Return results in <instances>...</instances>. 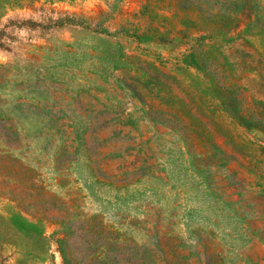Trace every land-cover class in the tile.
Listing matches in <instances>:
<instances>
[{"label":"rangeland","instance_id":"rangeland-1","mask_svg":"<svg viewBox=\"0 0 264 264\" xmlns=\"http://www.w3.org/2000/svg\"><path fill=\"white\" fill-rule=\"evenodd\" d=\"M261 104L264 0H0V264H264Z\"/></svg>","mask_w":264,"mask_h":264},{"label":"trees","instance_id":"trees-1","mask_svg":"<svg viewBox=\"0 0 264 264\" xmlns=\"http://www.w3.org/2000/svg\"><path fill=\"white\" fill-rule=\"evenodd\" d=\"M264 107L263 104H261V107ZM240 114H238V117H239V122L242 124V125H246V117L244 116L243 112H239Z\"/></svg>","mask_w":264,"mask_h":264}]
</instances>
